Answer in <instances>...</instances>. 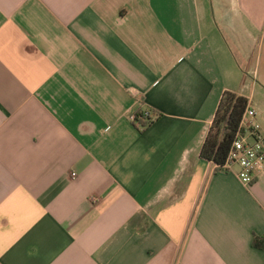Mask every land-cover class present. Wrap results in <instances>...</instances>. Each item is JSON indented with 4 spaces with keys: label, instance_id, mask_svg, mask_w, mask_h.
<instances>
[{
    "label": "crops",
    "instance_id": "1",
    "mask_svg": "<svg viewBox=\"0 0 264 264\" xmlns=\"http://www.w3.org/2000/svg\"><path fill=\"white\" fill-rule=\"evenodd\" d=\"M227 91L264 129V0H0V264H264Z\"/></svg>",
    "mask_w": 264,
    "mask_h": 264
},
{
    "label": "trees",
    "instance_id": "2",
    "mask_svg": "<svg viewBox=\"0 0 264 264\" xmlns=\"http://www.w3.org/2000/svg\"><path fill=\"white\" fill-rule=\"evenodd\" d=\"M248 105L249 99L246 96L230 91L225 92L220 101L214 121L201 149V158L213 162L219 170H223L226 164ZM136 116L137 123L142 128L151 123L149 113L139 112ZM253 246L264 251V236H256Z\"/></svg>",
    "mask_w": 264,
    "mask_h": 264
},
{
    "label": "built area",
    "instance_id": "3",
    "mask_svg": "<svg viewBox=\"0 0 264 264\" xmlns=\"http://www.w3.org/2000/svg\"><path fill=\"white\" fill-rule=\"evenodd\" d=\"M131 119L140 126L136 115ZM235 168H238L239 180L247 187L253 185L258 174L264 171V129L258 121L257 110L251 105H248L243 115L223 170L232 172Z\"/></svg>",
    "mask_w": 264,
    "mask_h": 264
},
{
    "label": "rangeland",
    "instance_id": "4",
    "mask_svg": "<svg viewBox=\"0 0 264 264\" xmlns=\"http://www.w3.org/2000/svg\"><path fill=\"white\" fill-rule=\"evenodd\" d=\"M241 63H242V61H241ZM242 65L245 66V73H246L247 79L249 81V84L251 85L254 75H253V72H252V74H250V72L248 70V68H249L248 61H244V64H242Z\"/></svg>",
    "mask_w": 264,
    "mask_h": 264
}]
</instances>
